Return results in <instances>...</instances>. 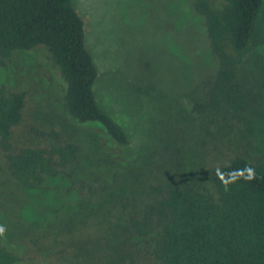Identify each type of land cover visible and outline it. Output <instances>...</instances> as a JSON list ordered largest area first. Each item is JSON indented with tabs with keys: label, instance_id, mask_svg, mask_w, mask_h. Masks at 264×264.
I'll return each instance as SVG.
<instances>
[{
	"label": "rangeland",
	"instance_id": "obj_1",
	"mask_svg": "<svg viewBox=\"0 0 264 264\" xmlns=\"http://www.w3.org/2000/svg\"><path fill=\"white\" fill-rule=\"evenodd\" d=\"M72 3L99 73V104L129 144L117 146L99 124H79L69 115L64 82L44 48L0 56V88L26 94L22 120L11 132L12 152L48 147L55 141L51 132L60 144L80 147L75 161L33 189L11 176L0 147V247L22 261L100 264L130 241L129 213L145 198L121 187L134 189L157 166L167 178L208 190L210 170L222 156L246 150L264 157V119L256 113L230 118L223 132L208 123L203 133L190 112L191 97H203L202 83L214 74L203 20L190 0ZM239 76L261 93L256 106L264 109V46L244 59ZM149 260L145 255L140 264Z\"/></svg>",
	"mask_w": 264,
	"mask_h": 264
},
{
	"label": "trees",
	"instance_id": "obj_2",
	"mask_svg": "<svg viewBox=\"0 0 264 264\" xmlns=\"http://www.w3.org/2000/svg\"><path fill=\"white\" fill-rule=\"evenodd\" d=\"M190 2L203 20L214 60L213 76L202 83L203 97H191L199 127L208 133L209 123L223 132L230 118L241 120L246 112L264 119V109L256 106L261 93L239 76L244 59L264 46V0H222L220 7L212 0ZM84 25L72 0H0V56L44 48L64 82L69 115L79 124H99L117 146H127L128 135L99 104V73ZM25 102V92L0 88V147L11 176L33 189L75 161L80 147L60 144L59 134L51 132L55 141L48 147L12 152L11 132ZM157 170L134 189L121 187L145 198L129 213L130 241L100 264H140L145 255L150 264H264V157H250L246 150L222 156L210 170L208 190ZM0 264L55 263L22 261L0 247Z\"/></svg>",
	"mask_w": 264,
	"mask_h": 264
}]
</instances>
